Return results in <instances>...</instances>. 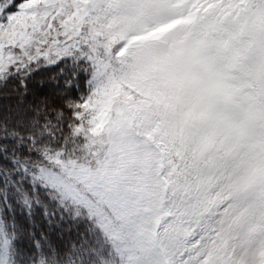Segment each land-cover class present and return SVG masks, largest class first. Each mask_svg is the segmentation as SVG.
Here are the masks:
<instances>
[{"label": "snow or ice", "instance_id": "1", "mask_svg": "<svg viewBox=\"0 0 264 264\" xmlns=\"http://www.w3.org/2000/svg\"><path fill=\"white\" fill-rule=\"evenodd\" d=\"M9 81L0 264H264V0H0Z\"/></svg>", "mask_w": 264, "mask_h": 264}, {"label": "trees", "instance_id": "2", "mask_svg": "<svg viewBox=\"0 0 264 264\" xmlns=\"http://www.w3.org/2000/svg\"><path fill=\"white\" fill-rule=\"evenodd\" d=\"M54 67V66H53ZM40 71L34 72L33 75L27 80V96L25 98L26 102L33 101L36 97H45L51 96V93L56 92L57 88L53 89V86H57V81L53 80L52 77H57L56 69L49 67L43 68L40 67ZM20 88V85L17 81H9L7 87L0 88V114H5L9 109H15L17 106L20 95L17 89ZM28 185L25 184L24 188H27ZM3 188V184L0 183V189ZM39 195V194H38ZM40 198V196H39ZM41 199V198H40ZM9 200L13 203V208L15 210V217L18 223L22 224L20 227V233L26 235L25 238L30 240L31 234L33 233L32 225L35 224L37 228L40 226L36 222V216L43 213L42 208L33 209V217H29L26 211H23L21 207L15 203L14 189H9ZM43 221L41 222V224Z\"/></svg>", "mask_w": 264, "mask_h": 264}, {"label": "rangeland", "instance_id": "3", "mask_svg": "<svg viewBox=\"0 0 264 264\" xmlns=\"http://www.w3.org/2000/svg\"><path fill=\"white\" fill-rule=\"evenodd\" d=\"M40 67H43V68H49V67L55 68V65H49V64H47V62H45V61L42 60ZM58 71L59 70L56 69V75H57V77H58ZM59 83H60L61 86L63 85V81L62 80L59 81ZM55 88H57L56 85L53 86V89H55ZM51 94H53V93H51ZM14 108H16V107H14ZM38 194H39L38 196H40L41 200L44 201L45 204H47L48 203V199H47V197L45 195V192H44V190H43L42 187H41L40 191L38 192ZM42 221H43V213L40 214L39 216H38V213H37L36 222L41 225V222ZM16 222H17V224L19 226V229H20V227L22 226V224L18 223V221H16ZM74 236H75V232H73L71 236H69L67 233H65L62 238L60 237V234L59 233H56L50 239L56 240L57 242L63 244L64 246H67L72 241V239H73ZM19 237H20V244H21V246L28 245L29 241H27V240L29 238H25L26 237L25 234L20 233V231H19Z\"/></svg>", "mask_w": 264, "mask_h": 264}]
</instances>
